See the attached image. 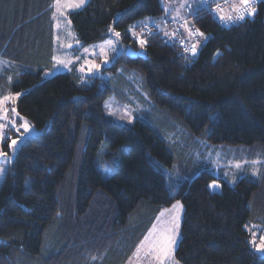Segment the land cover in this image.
Masks as SVG:
<instances>
[{
	"label": "trees",
	"instance_id": "16d2710c",
	"mask_svg": "<svg viewBox=\"0 0 264 264\" xmlns=\"http://www.w3.org/2000/svg\"><path fill=\"white\" fill-rule=\"evenodd\" d=\"M43 1L0 0V58L19 61L12 73L28 65L10 84L22 92L18 111L40 129L20 144L0 188V264H120L115 256L132 251L158 212L178 200L182 264H264L249 242V227L264 225L263 178L242 175L230 184L215 168L187 166L200 151L199 137L264 156V0L229 26L214 17L216 2L189 10L205 38L195 55L164 35L174 28L162 24L171 18L162 0H90L70 12L83 44L121 34L124 51L103 69H137L160 112L181 125L183 142L180 132L170 138L166 124L108 117L104 100L112 88L98 78L82 82L75 71L44 77L51 52ZM146 17L158 23L150 36L144 24L135 26ZM133 28L147 40L143 48ZM175 169L189 175L176 179L169 175Z\"/></svg>",
	"mask_w": 264,
	"mask_h": 264
},
{
	"label": "rangeland",
	"instance_id": "374dc122",
	"mask_svg": "<svg viewBox=\"0 0 264 264\" xmlns=\"http://www.w3.org/2000/svg\"><path fill=\"white\" fill-rule=\"evenodd\" d=\"M90 0H86L85 4L82 8H84ZM185 6L183 9L191 7L189 6L192 4L191 0H181ZM78 2V0H75ZM165 4V3H164ZM189 4V5H188ZM166 5V4H165ZM189 6V7H188ZM79 9H70L66 11L65 15H61L59 12L56 11L55 8V0H44L39 11L43 13L42 20L45 24V33L47 37L50 35V41H48V45L50 48V52L53 56H59L61 59H64L67 63V67L62 65H57L53 59L50 60L46 68L44 69L43 75L44 77L53 76L59 72H66V71H75L77 76L82 82H95L97 78L99 81L105 85L110 84L112 88V93L107 96L104 100V109L105 113L111 119L124 124L132 125L136 122L138 118L152 124L154 127L157 125H164L166 124L167 131L169 133H173L171 135V139L176 137V132H180L177 134L179 139L184 141V134L182 133L183 129L179 124H172V118L170 120L164 113L160 112L159 107L154 102L151 94L147 90L144 84V77L140 74V72L135 69L133 70V74L129 73L128 70L124 69V67H119L117 72L110 71L109 69H103L105 66H109L116 57L120 54V52L124 51L123 48L121 50L120 40L119 37H116L115 34L98 42L83 44L78 38L73 29L69 14L72 11L80 10ZM197 8V6H196ZM173 20H181L189 22L188 19H177L175 17H171ZM70 21V23H69ZM47 24V25H46ZM202 39L196 40L199 41L197 43V52L202 46V42L205 41L204 37ZM107 40H113L114 45L113 48H109L107 45L104 44ZM202 40V42H201ZM104 45V50L107 54L106 60L105 57L100 54V46ZM89 49L88 53L84 52V49ZM94 53V54H93ZM0 62L3 63V69L0 70V95H7L11 93L13 95L19 93L20 95L16 99L15 102V109L16 112L19 114L16 116L12 112L13 105L8 104L6 107L8 108L7 116L9 120H15L17 126L22 123L21 117L29 123L31 126L28 133H24V129H20V133H17L14 128H11L7 121H0V123H4L5 127L3 129L4 134L7 137H11L17 141L14 147H9L8 145L11 143L10 140H5V142L0 145V167L4 169L2 175H0V188L5 180L7 173L11 170L15 156L18 152L20 144L29 137L37 135L40 132V129L37 128L29 118L22 115L17 108V101L19 97L22 95V92H15L11 89V84L6 89L4 87L5 80H8L11 77V82L22 72L28 69V65L23 63L24 66H21V71L18 73L10 72L12 70V66L18 67L19 69V61L14 63V60L11 58H0ZM89 63H95L100 67L98 69H93L92 72L87 71V67ZM18 65V66H17ZM83 66L84 70L81 71L80 68ZM9 69V71H8ZM16 70L15 68H13ZM197 143L201 146L200 151L197 152L196 158L187 165L189 168L188 172L195 171L199 172L200 169L203 168H215L216 172L219 173L221 176H225L228 178L230 184H235L236 179L242 175H250L254 179H261V182L264 183V156L260 154L253 153L250 149L237 151L236 149L226 146V145H215L211 144L209 141L206 140L205 137L196 138ZM7 142V145L5 143ZM255 154V155H254ZM252 161H261L262 163L257 165L254 169L252 165ZM202 162V164H201ZM239 163L241 165L240 168H236L235 164ZM182 169L178 170L175 169L174 172L170 173L174 174L173 177L176 179H184L189 174L182 173ZM255 172V174H254ZM218 185L216 183H213ZM212 184V185H213ZM215 187L213 189H219ZM179 202L182 205V209L179 210V227L175 231V245H174V257L175 260H178L176 257V250L179 244V240L181 237V227L183 222V214H184V204L182 201H176L169 207H165L158 212L154 221L152 222L150 228L141 239V241L135 246V248L130 251L125 257H122L123 254L118 253L115 256L116 261H119L120 264H157L156 261L151 260L144 256L143 251L137 255V248L141 245L142 242H145V237H149V241L155 238L159 231L164 229L165 227H170L168 221L171 220L172 216L175 215V211L172 210V206ZM163 213V215H162ZM252 228V232L257 233L256 243L259 244V236L264 235V225L261 222H257L250 226ZM252 239V238H251ZM97 242V241H96ZM148 242H145V246H147ZM96 244V243H94ZM256 250V248H255ZM257 251V250H256ZM111 251L102 254L101 262H104L108 259V255ZM124 253L123 251H121ZM261 254H264V251H257ZM113 259V256L110 257ZM179 261V260H178ZM179 264H182L179 261Z\"/></svg>",
	"mask_w": 264,
	"mask_h": 264
},
{
	"label": "snow or ice",
	"instance_id": "6c2138e0",
	"mask_svg": "<svg viewBox=\"0 0 264 264\" xmlns=\"http://www.w3.org/2000/svg\"><path fill=\"white\" fill-rule=\"evenodd\" d=\"M85 2L86 0H78V2H75V0H55V8H56V11L59 12L63 16L66 14L67 10L82 8ZM204 3H205V0H200L201 6H203ZM181 7H183V5H181ZM198 10L199 9H197V11ZM216 11L219 14L221 20L236 21V20H243L245 19L246 16L253 15L255 13V8L252 6L251 0H240L239 6H237L236 4H233L232 9L230 10L231 12L235 13V15H232V14L225 15L219 4H217ZM182 27H184L185 31L188 34L186 39H192L194 37L204 36V34L200 32L199 29L193 30L192 28H190L186 21L182 25ZM129 31H132L133 36L136 37L141 48H143L145 44L147 43V40L141 38V34L135 33L133 29H129ZM160 31H162V29ZM153 34L154 33H152L151 31L147 33V35L149 36ZM120 35L121 34L119 32H115L116 37H119ZM164 35L165 36L170 35L171 37L174 38L176 33L169 34L168 32L165 31ZM181 43H184V41L182 40ZM197 43H199V41H196V43H192L190 46L185 47L184 50L190 51L192 55H195L197 51ZM104 44L107 45L109 48H113L114 41L107 40L104 42ZM84 52L88 53L89 49L85 48ZM100 54L104 56L106 60L107 54L104 50V45L100 46ZM52 59L53 61H55L57 65H62V66L67 67L68 62H66L64 59H61L59 56H53ZM99 67L100 66L95 63H89L87 67V71L92 72L93 69H98ZM2 69H3V63L0 62V70ZM80 70L81 71L84 70L83 66L80 68ZM8 79H9V83H11V77H9ZM19 95H20L19 93L15 95L11 93H8L7 95H0V121H7L8 125L11 128H14L17 133L23 135V133H20V129L23 128L24 133H28L31 126L29 125L27 120L23 119L22 117L20 118L22 120V123L19 126L16 125L15 120H9L7 116L8 108L6 107V105L8 104L13 105L11 110L16 116H18L19 114L16 112V109H15V102ZM4 127H5V124L0 123V145H2L5 142V140H10L11 143L8 146L14 147L17 141L15 139H12L11 137H7L4 134L3 132ZM0 154H3V153L0 152ZM251 163L255 169V167L261 164L262 162L252 161ZM235 167L240 168L241 165L239 163H236ZM3 172H4V169L0 167V175H2ZM210 187L215 188V187H218V185L213 184V185H210ZM180 209H182V205H180L179 202H177L176 204L172 206V210L170 211H175L176 214L173 215L171 220L168 221V224L170 225V227H165L164 229L160 230L158 235L150 241H149V237H145V242H148L147 246H145V242H142L141 245L137 248V255H139V253L143 251L145 257L149 258L150 261L151 260L156 261L157 264H179V261L175 260V257H174V245H175V231L179 227L178 221H179V210ZM245 229L246 230L248 229V225H245ZM251 235H252V239L249 242L253 245V247L256 248L257 251H264V235L259 236V240H260L259 244L256 243L257 233L252 232Z\"/></svg>",
	"mask_w": 264,
	"mask_h": 264
},
{
	"label": "crops",
	"instance_id": "0c3cea01",
	"mask_svg": "<svg viewBox=\"0 0 264 264\" xmlns=\"http://www.w3.org/2000/svg\"><path fill=\"white\" fill-rule=\"evenodd\" d=\"M191 1L193 4V7L191 9H189V8L183 9V7L185 6V3L182 4L183 2L181 0H169V1L162 0V3H163V7L166 10L165 14L170 15L171 17H175L177 19H183V20L185 19L186 20V19H188L189 10H193L196 6L197 7H204L205 6V5L201 6L200 2H198L197 0H191ZM212 1H213V3L216 2V4H214L212 8H216L217 4H219L225 15H228L231 12L230 10L232 9L233 4H236L237 6H239V4H240L239 0H212ZM181 5H183V7H181ZM154 20H155L154 17H146V18H143L140 21H138L135 26L139 27L143 24H151L152 22H155ZM187 24L191 28L192 24L190 23V21ZM133 31H135L134 28H133ZM169 31H168V33L170 34ZM173 31H174V29H173ZM182 33L185 37L188 36L185 29H183ZM198 39H202V38L199 37ZM189 40L196 42L197 39L194 37V38L189 39ZM49 43H51V41ZM52 55L53 54H51V59H52Z\"/></svg>",
	"mask_w": 264,
	"mask_h": 264
},
{
	"label": "built area",
	"instance_id": "2783aa9c",
	"mask_svg": "<svg viewBox=\"0 0 264 264\" xmlns=\"http://www.w3.org/2000/svg\"><path fill=\"white\" fill-rule=\"evenodd\" d=\"M166 1H169V0H166ZM197 1L200 2V0H197ZM258 2H259V0H251L252 6L254 8L256 7ZM212 4H213L212 0H205V3H204L205 6H210ZM189 6L192 8L193 4H190ZM212 10H213L214 17L217 18L220 21V23L222 25H224V26H229V25H231L233 23H236V22L240 21V20H236V21L221 20L219 14L216 11V8H212ZM229 14L235 15V13H233V12H230ZM246 17H248V16H246ZM184 23H185V21H181V20L171 21L170 17L164 18L162 20V24L164 26H170L171 25L174 28V33H176L175 39H177V41L183 47V49H185V47H188V46H190L192 44L188 39H186V37L182 33V31L184 29V27H182V25ZM157 26H158L157 22H152L151 24H144L143 33L147 34L149 31H151L153 33L154 28L157 27ZM191 28L193 30L196 29L193 25H191ZM195 38L198 39L199 37H195ZM182 40L184 41V43H181ZM185 52L192 54L190 51H185Z\"/></svg>",
	"mask_w": 264,
	"mask_h": 264
},
{
	"label": "water",
	"instance_id": "95a60500",
	"mask_svg": "<svg viewBox=\"0 0 264 264\" xmlns=\"http://www.w3.org/2000/svg\"><path fill=\"white\" fill-rule=\"evenodd\" d=\"M126 54H127L128 56H130V57H137V56L142 55L141 52H137V51H133V50H128V51L126 52Z\"/></svg>",
	"mask_w": 264,
	"mask_h": 264
}]
</instances>
